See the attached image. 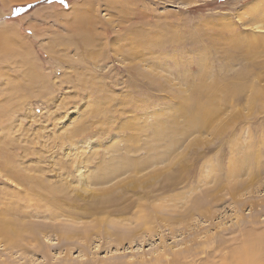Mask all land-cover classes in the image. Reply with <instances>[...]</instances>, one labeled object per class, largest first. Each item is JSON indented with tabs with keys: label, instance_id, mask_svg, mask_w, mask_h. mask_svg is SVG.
<instances>
[{
	"label": "rangeland",
	"instance_id": "rangeland-1",
	"mask_svg": "<svg viewBox=\"0 0 264 264\" xmlns=\"http://www.w3.org/2000/svg\"><path fill=\"white\" fill-rule=\"evenodd\" d=\"M5 4L0 30L17 35L0 38V221L4 243L20 236L3 259L264 260V250L235 254L241 242L211 254L207 237L219 230L203 215L205 181L195 183L225 178L214 209L224 229L254 215L237 202L264 203V0ZM197 206L202 215L180 217ZM152 208L180 218L156 215L141 235L121 237Z\"/></svg>",
	"mask_w": 264,
	"mask_h": 264
},
{
	"label": "bare ground",
	"instance_id": "bare-ground-1",
	"mask_svg": "<svg viewBox=\"0 0 264 264\" xmlns=\"http://www.w3.org/2000/svg\"><path fill=\"white\" fill-rule=\"evenodd\" d=\"M6 1L7 2L9 1L8 3H10V2L21 3L22 2V3H26V4H28L29 2H32V0H5V2ZM15 99H17V98H15ZM13 103H15V102H13ZM4 114L6 115V110H4V111L0 110V119L3 118ZM206 119L207 118L204 117L205 121H206ZM203 125H205V124H203ZM26 133H28V130H26ZM4 164H1V166L7 167V164L6 165H4ZM5 169H7V168H5ZM11 172H12V168L10 170V173ZM15 173H16V171H15ZM236 174H238V172L232 173L231 175H227V179L235 180V179H238L239 177H241V175H236ZM256 177H258V180H259L258 175H252V177L249 180L247 179L244 182L239 181L236 186H234L230 189L231 195L233 196V194L236 193L240 187H246V186L254 185L257 181ZM224 179L225 178H223V175H208L203 180H201V178H200L198 182H195V183H197L196 187L198 188V187H200V183L205 181V185H206L205 186L206 188L204 189L205 192H202V193H205L204 195L206 196L205 212L203 214V212L201 211L202 208L200 209V206H197L193 210L188 211L185 214H180V217H186L190 213L197 212V213H199L201 215L203 214L207 217L210 228H214V229L216 228L219 230L218 232L211 234L207 237L208 242L212 243L211 254L213 256L216 255L215 251H217V249H219V247L221 245H225L226 243H236V242H241L243 244V246L238 251H235V254L237 252H239V254H241V255L242 254H251V253H256V255H257L258 251L262 252V250H264V203L260 204L257 202H253L250 199L237 202L236 203V205H237L236 209H237L238 213H240V211L242 210V207L249 206L251 208V210L254 212V215L250 220H247V219L239 220L235 224L236 228L233 227L231 229H224L222 223H219V222H218V224L215 223V219L217 218V212H216V210H214V209H217V208H215L216 206H218L219 204H223L226 200L225 197H223V195H221V191L224 187V186H222ZM197 202H199V201H197ZM153 209H155V208H152L151 209L152 212H150L146 216H143V223L139 221V225L137 227H135L133 229L125 230V232L121 234V237L124 238V237H126V235H129L130 237L136 238L138 235H141L140 232L147 228L148 221L153 220V218L156 215L159 217L161 215L164 219L171 218L170 219L171 221L172 220L176 221L177 219L180 218L177 215H174L173 212L172 213L166 212L164 214L161 211H159L158 209L157 210H153ZM159 217L154 218V219H158ZM3 222L4 221H0V248H4L3 250L0 249V264H6L9 261L11 264H14L16 262L15 261L16 259H14L12 255H9L5 259L2 258V255L5 253V250L7 251L9 249L15 248L16 246L19 247L18 246V242H19L18 238H19L20 234H19V236H16L17 232L13 231L7 238L8 243H4V241L6 240V235H3V233L6 231H5V229H3V230H1V229H2V227H4V225L7 228L8 225H7V223H5V222L3 223ZM111 231H112V233H116L114 231V229H111ZM7 233L8 232H6V234ZM2 235H3V237H2ZM12 239H15L16 244L12 241L10 242V240H12ZM20 241H22V239ZM196 241H197L196 238H194L192 242L194 244H196ZM254 243H256L260 246H258L257 248L255 246H252V244H254ZM198 245H200V244H198ZM198 245H196V246H198ZM23 248L25 249V251H32L33 250V249L31 250V248L29 246L23 245ZM179 254L180 253L176 254V253L172 252L170 254V255H172L171 257L169 256V254H167V256L158 257L152 262H147V261L143 260L139 264H185L186 262H182V260L180 259L181 257H179L180 256ZM230 259H231V261L229 262ZM207 260L202 262V264H206ZM254 262H257V263H254ZM10 263H7V264H10ZM251 263L252 264H264V260L263 261H261V260L252 261ZM127 264H132V263L130 262ZM188 264H196V262L191 261ZM213 264H243V262L241 261V258H238V260L235 261L234 257H231L228 259L226 257H223V255H222L220 260L218 261V263H213Z\"/></svg>",
	"mask_w": 264,
	"mask_h": 264
},
{
	"label": "crops",
	"instance_id": "crops-1",
	"mask_svg": "<svg viewBox=\"0 0 264 264\" xmlns=\"http://www.w3.org/2000/svg\"><path fill=\"white\" fill-rule=\"evenodd\" d=\"M3 1H5V0H3ZM7 2V1H6ZM5 2V3H6ZM8 3V2H7ZM6 3V5H8ZM5 5V6H6ZM0 38L2 39V40H4V39H12V38H15V35H17V33H16V31L14 30V27H9V28H6V29H1L0 30ZM14 33H16V34H14ZM1 43V42H0ZM3 46H5V44L3 45ZM2 45H0V48L1 47H3Z\"/></svg>",
	"mask_w": 264,
	"mask_h": 264
},
{
	"label": "trees",
	"instance_id": "trees-1",
	"mask_svg": "<svg viewBox=\"0 0 264 264\" xmlns=\"http://www.w3.org/2000/svg\"><path fill=\"white\" fill-rule=\"evenodd\" d=\"M34 4V3H33Z\"/></svg>",
	"mask_w": 264,
	"mask_h": 264
}]
</instances>
